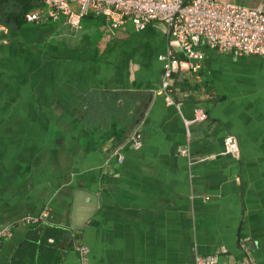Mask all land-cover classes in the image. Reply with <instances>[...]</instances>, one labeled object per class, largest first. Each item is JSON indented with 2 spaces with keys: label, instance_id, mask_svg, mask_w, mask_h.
<instances>
[{
  "label": "crops",
  "instance_id": "0c3cea01",
  "mask_svg": "<svg viewBox=\"0 0 264 264\" xmlns=\"http://www.w3.org/2000/svg\"><path fill=\"white\" fill-rule=\"evenodd\" d=\"M29 1L0 0V264H81V245L89 264H194L220 246L233 261L240 238L264 264V58L204 47L166 105L163 23H30ZM194 106L208 117L186 125Z\"/></svg>",
  "mask_w": 264,
  "mask_h": 264
},
{
  "label": "built area",
  "instance_id": "2783aa9c",
  "mask_svg": "<svg viewBox=\"0 0 264 264\" xmlns=\"http://www.w3.org/2000/svg\"><path fill=\"white\" fill-rule=\"evenodd\" d=\"M33 8L23 13L30 23L56 22L60 19L71 28L78 29L86 16H101L110 30L131 24L135 31H143L148 25L161 22L166 29V48L158 54L162 63L159 93L166 105L178 106L173 96V73L196 69L194 60L204 57L203 47L234 56L256 55L264 58V10L238 4L229 0H36ZM181 55L183 58H181ZM208 117L202 107L194 106L186 125L202 122ZM130 146L139 148L141 139L137 132L130 136ZM224 153L239 157L240 147L234 134L224 137ZM186 149L179 153L186 154ZM116 161L121 163L123 154L115 151ZM22 221L36 223L31 217ZM9 235V228L0 229L1 239ZM240 257L224 259L227 249L220 246L210 255H196L194 264H260L254 256L251 241L240 238ZM81 264H89L88 249L79 246Z\"/></svg>",
  "mask_w": 264,
  "mask_h": 264
},
{
  "label": "rangeland",
  "instance_id": "374dc122",
  "mask_svg": "<svg viewBox=\"0 0 264 264\" xmlns=\"http://www.w3.org/2000/svg\"><path fill=\"white\" fill-rule=\"evenodd\" d=\"M86 18H87V17H86ZM84 19H85V18H84ZM118 31H121V30H118ZM109 33H110V32H109ZM133 37H134V36L132 35V36H131V38H132L131 40H132V41H135L136 39L133 38ZM204 47H205V46H204ZM204 47H203L202 49H204ZM154 52H155V51H154L153 48H149V49L147 50V53H149L150 56H152V55L154 54ZM157 56H158V55H157Z\"/></svg>",
  "mask_w": 264,
  "mask_h": 264
},
{
  "label": "trees",
  "instance_id": "16d2710c",
  "mask_svg": "<svg viewBox=\"0 0 264 264\" xmlns=\"http://www.w3.org/2000/svg\"><path fill=\"white\" fill-rule=\"evenodd\" d=\"M24 2H25L26 4H27V3L29 4L30 1H29V0H24ZM26 4H25L24 7L22 8V12H23V13H24V11L27 10V5H26ZM172 86H173V83H172ZM113 125H115V123H113ZM114 129H115V128H113V130H114ZM116 131H117V130H116Z\"/></svg>",
  "mask_w": 264,
  "mask_h": 264
}]
</instances>
